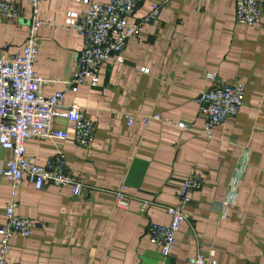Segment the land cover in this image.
Masks as SVG:
<instances>
[{"label": "crops", "instance_id": "obj_1", "mask_svg": "<svg viewBox=\"0 0 264 264\" xmlns=\"http://www.w3.org/2000/svg\"><path fill=\"white\" fill-rule=\"evenodd\" d=\"M16 1V0H6ZM90 0H43L36 75L51 79L45 96L63 91L67 104L85 109L94 122L89 148L77 146L70 124L54 120L65 142L30 140L26 155L43 164L57 154L80 181L81 195L45 185L23 183L17 214L34 223L30 237L10 239L9 261L20 264H187L211 254L217 264H264V11L258 24L234 18V0H142L129 23L151 3L157 19L140 28L114 60L100 68L96 87L67 90L74 74L72 54L82 41L64 29L69 13ZM107 2L108 0H92ZM24 17L0 19V57L23 46L30 10ZM207 73L221 83L245 88L233 119L203 137L204 121L196 97L207 90ZM134 120L126 127L124 115ZM159 115L146 126L142 117ZM182 123L184 128L176 124ZM8 153L0 149V226L10 187L1 175ZM203 184L191 194L188 217L165 259L149 243V223H168L165 209L175 202L178 183L189 173ZM126 187L127 209L114 207L113 193ZM148 204L139 213V203ZM227 203V206L223 205Z\"/></svg>", "mask_w": 264, "mask_h": 264}, {"label": "built area", "instance_id": "obj_2", "mask_svg": "<svg viewBox=\"0 0 264 264\" xmlns=\"http://www.w3.org/2000/svg\"><path fill=\"white\" fill-rule=\"evenodd\" d=\"M30 10L27 19L26 37L21 49L12 55L0 57V149L8 153L1 171L10 187V198L4 205L3 224L0 226V264H20L9 261L10 239L13 236L30 237L34 223L17 214L18 194L21 185L30 183L40 191L46 184L57 188H68L73 196L81 195V184L66 168L65 156L60 152L38 164L26 155L25 144L30 140L65 142L68 135L53 125L56 118L66 120L72 129L73 142L89 148L94 136V122L85 109L76 104H67L63 91L45 96L43 88L53 83L36 75L34 63L38 54V33L44 22L40 18L43 0H0V19L16 22L24 17L20 2ZM142 0L86 1L87 8L80 13H69L64 29L77 33L82 48L72 54L74 74L66 83L67 90L75 93L80 86L96 87L100 68L114 60L122 62L121 52L126 42L135 37L140 28L157 19L160 5L151 3L145 14L134 23L129 19L135 15ZM234 18L241 25L259 23L264 11V0H234ZM210 87L198 93L196 103L204 121L202 135L210 139L212 131L233 119L243 105L245 88L239 83L225 84L215 73H207ZM126 127L133 123V116L124 115ZM159 115L142 117L146 126ZM184 128L182 123L176 124ZM203 184L202 174L193 171L177 185L175 202L165 209L168 223H149L146 237L150 244L158 247L162 258L168 257L175 248V237L188 217L187 209L191 194ZM114 207L127 209L129 198L126 187L120 186L113 193ZM223 205L227 206V203ZM148 204L139 203V213L146 211ZM187 264H217L211 254L196 255Z\"/></svg>", "mask_w": 264, "mask_h": 264}]
</instances>
